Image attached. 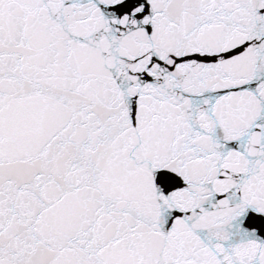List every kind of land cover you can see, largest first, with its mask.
I'll use <instances>...</instances> for the list:
<instances>
[{
    "label": "snow or ice",
    "instance_id": "1",
    "mask_svg": "<svg viewBox=\"0 0 264 264\" xmlns=\"http://www.w3.org/2000/svg\"><path fill=\"white\" fill-rule=\"evenodd\" d=\"M0 264H264V0H0Z\"/></svg>",
    "mask_w": 264,
    "mask_h": 264
}]
</instances>
